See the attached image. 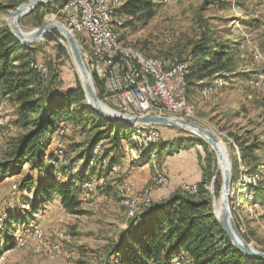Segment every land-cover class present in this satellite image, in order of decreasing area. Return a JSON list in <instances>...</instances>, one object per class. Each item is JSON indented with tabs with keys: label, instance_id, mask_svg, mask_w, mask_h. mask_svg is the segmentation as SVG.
Returning <instances> with one entry per match:
<instances>
[{
	"label": "rangeland",
	"instance_id": "374dc122",
	"mask_svg": "<svg viewBox=\"0 0 264 264\" xmlns=\"http://www.w3.org/2000/svg\"><path fill=\"white\" fill-rule=\"evenodd\" d=\"M29 1L31 0L21 3L17 0H0L3 6L0 9V29L7 27L10 30L8 15ZM58 1L55 9L51 8L50 12L41 13L39 16L34 17L30 11L18 19V25L25 34L49 21L58 26L63 25L73 32L81 51L82 47L86 48L89 44L85 33L68 26L66 14L62 12V4ZM110 1L115 9L120 5L121 0ZM154 2L157 3L156 15L145 27L133 23L123 29L122 24L128 22V18L123 16L116 18L120 25H115V30L125 46L139 51L146 58H176L182 61L189 55L193 44L199 40L202 31L200 27H203L217 42L232 44L235 66L243 75L251 72L256 74V80H260L255 83L253 82L255 80L248 82L242 80L238 83L224 84L218 89L215 88L219 82H215L213 89H189L188 95L185 93V100L187 99L186 103L193 110V115L190 118H183L174 113L168 116L185 119L217 138L220 152L231 176L227 199L234 226L248 246L264 253V208L247 206L243 203V198L238 196L234 198L231 206L229 203L234 191L247 194L246 186L254 182L253 178L249 180L252 174H249L241 163L237 167L235 165V158L240 156V152L238 144L234 143V138H239L246 144H256L257 149L253 154L258 161L254 163V168L264 175V0H174L170 3L154 0ZM55 32L58 35H53L52 40L45 38L46 33L32 45H35L37 50L35 59L46 65L55 64V72L51 68V74L54 72L56 76L53 89L54 92H62L73 87L76 78L80 82V78L67 41L58 31ZM56 42L66 49L68 55V57L61 55L60 61L55 57ZM88 73L98 100L105 105H102L104 108L109 106L99 97L93 76L89 71ZM85 105L88 106L86 97ZM0 108L4 111L0 122L7 120L10 125V128L0 126V162H2L8 159L16 139L25 131L15 124L13 108L1 96ZM63 124L65 136H62V141H56L58 144L52 145V149L56 152L61 151L58 157L59 168L71 176H78L85 160L82 156L86 153L93 132L88 128L82 129L69 123ZM137 128H144L143 131L154 129L161 141L177 136L199 137L207 143L208 150L212 151L214 175L211 176L208 171H203L206 153L202 147L198 149L189 147L168 158L164 153L159 157L153 155L150 163L145 164L144 167L130 169V158L134 151L125 141L123 150L117 151L121 161L117 167H114L115 171H110L109 177L103 178V182L97 185L105 184L103 189L95 190L90 194L89 199L84 198L85 192L83 193L80 213H67L58 198L45 203L33 217L29 218L28 225L15 227V238H21L24 244L18 246L16 240V246L2 254L0 264L110 262L108 258L111 250L125 234L131 219L143 213L146 208L145 203H150L157 196L164 199L171 191L180 189V186L185 191L182 187L184 184H198L202 180L206 182V199L209 201L211 212L216 220L217 218L221 220L224 215L222 194L224 177L217 155L208 142L188 129L159 125H144ZM135 134L131 136L133 142L138 145L149 144V139L143 136L135 137L137 136ZM105 151H110V156L116 155V150L110 145H105ZM93 167L91 166L90 170ZM236 168H238V176ZM23 170L22 175L15 177L16 182H13L12 186L10 183L6 185L0 183V227L4 215L8 216L10 212L24 217L29 215L30 204L24 203L19 193H14L12 190H16L14 186H17L25 173L34 179L38 175L29 171L28 164L24 165ZM97 171L98 168L94 170ZM233 176L237 178V183L236 180L234 181V188ZM159 178L168 179L166 190L161 188ZM122 186H127L126 190H121ZM124 196L131 200L133 207L124 203L126 200ZM247 198L251 199L252 195L247 194ZM36 232L42 236L39 244L36 243L33 234Z\"/></svg>",
	"mask_w": 264,
	"mask_h": 264
},
{
	"label": "trees",
	"instance_id": "16d2710c",
	"mask_svg": "<svg viewBox=\"0 0 264 264\" xmlns=\"http://www.w3.org/2000/svg\"><path fill=\"white\" fill-rule=\"evenodd\" d=\"M26 1L17 0L21 3ZM58 2L64 3L63 0ZM55 5L57 1L37 6L30 14L39 16L50 12L51 8L55 9ZM156 9L154 0H121L114 13L116 17L128 18V22L122 24L124 29L133 23L145 27L155 17ZM200 29L199 40L193 44L187 58L182 60L187 64V95L189 89H213L215 82H219L215 88L218 89L224 84L242 80H255L254 83L260 81L256 80V74L248 72L243 75L237 69L233 60L234 47L230 42H217L206 28ZM55 34L58 35L52 31L45 38L52 40ZM36 52L35 45H22L9 28L0 29V96L10 103L15 124L25 131L16 139L8 159L0 162V182L22 175L25 164L29 165V171L38 175L34 179L25 173L14 186L16 190L11 188L14 193H19L24 203L30 204L29 217L14 212L4 215L0 227V257L6 250L16 246L15 227L28 225L29 218L52 199L58 198L67 213H80L84 193L82 186L94 179L109 177L111 169L121 161L117 151L123 150L125 141L134 151L130 158V169L144 167L150 163L153 155L159 157L164 153L168 158L189 147H202L206 153L203 171L214 175L212 151L208 150L207 143L202 139L192 135L177 136L164 141L149 139L151 142L146 145L136 144L131 140L132 134L139 135L134 127L105 120L85 105V94L77 78L73 87L54 92L55 64L46 65L49 75L45 79V76L30 67L31 62H38L35 59ZM55 53L58 61L63 54L68 57L66 49L58 42L55 43ZM51 68L54 70L52 74ZM95 87L98 90L97 82ZM63 123L88 128L93 132L86 153L82 156L85 160L78 176H71L59 168L61 151L52 149V145L62 141L65 134ZM138 129L142 133L151 131ZM234 143L238 144L240 152V156L235 158L236 167L241 163L253 176H249V180L253 178L256 183L245 188L247 194L252 195L251 199L244 192L234 191L229 200L230 206L238 196L243 198L247 206L264 208V175L254 168V163L258 161L253 154L257 146L255 143L246 144L239 138H234ZM97 145L100 146V153L95 155L93 151ZM105 145L113 147L116 155L110 156V151L104 152ZM91 166L94 167L90 170ZM97 168L98 171L94 172ZM236 170L238 176V168ZM236 179L233 176V188ZM97 185L94 192L105 186ZM196 185L195 194L186 193L180 186V189L171 191L164 199L148 202L143 213L131 219L125 234L111 250L108 258L110 262L105 264H264V259L247 257L232 244L211 212L206 199V182L202 180Z\"/></svg>",
	"mask_w": 264,
	"mask_h": 264
},
{
	"label": "bare ground",
	"instance_id": "6f19581e",
	"mask_svg": "<svg viewBox=\"0 0 264 264\" xmlns=\"http://www.w3.org/2000/svg\"><path fill=\"white\" fill-rule=\"evenodd\" d=\"M63 1H64V3H62L63 10H65L66 8H70L71 0H63ZM87 1L89 2L90 8L101 9L98 11V21H100V25L104 31L102 32V39L92 40L90 34H88L87 29H85L84 27H80L75 19L70 17L66 12L65 14H66V20L68 26L71 29H76V30H80L81 32H84L89 42L88 46L86 48L82 47L81 50L83 52L82 53L83 57L88 58V66H91L92 68H102V66H104V63L111 62L110 54H112L113 58H124L127 62L130 63L132 68L135 69H142V66H150L151 68H161V67L167 68V76H170L171 78H179V81H181V83H177L178 93L169 92L170 101L152 99L149 102V107L143 108L142 99H135V102H132V116L157 115V116L173 117L168 115L174 113L183 118H190L193 115V110L186 103L187 99L185 100V93H186L185 74H186L187 64H185L180 60H177L176 58L175 59L146 58L141 53H139V51L125 46L123 42L119 40L118 34L115 30V25L117 26L120 24L117 22L116 19L117 17L114 13L113 3L110 0H87ZM164 1L170 3L173 2L174 0H164ZM79 22H86V14H79ZM48 23L55 24L54 22L51 21H49ZM101 51H104L107 54H102ZM179 64L181 65L180 69H179ZM30 67L38 71L42 76H44L43 68H38V62H31ZM77 71L79 72V70ZM79 75H81L80 72ZM85 82L90 84L89 74H87V77H85ZM146 90H153V83H146ZM180 95H183V98H180ZM173 101H179V107H176V102ZM102 105L105 106L104 104L100 103L101 108L110 111V109L107 106L106 109V107L104 108ZM3 115H4V111L0 108V118ZM137 127L138 126L134 128L136 129V132L139 135L137 136L134 135L135 137L143 136L150 140L156 137V132L154 130H151L147 133L144 132L142 133ZM62 133L63 132L61 131L60 135H62ZM196 133L198 135H203L204 137L207 138V135L203 134L202 132L196 131ZM152 141H156V140H152ZM218 143L214 147V152L216 153L217 159L221 166L223 177H228L230 176V171L228 170L227 163L225 162L220 152ZM99 151H100V146L97 145L94 148L93 154L96 155ZM112 170L115 171V168L113 167L111 171ZM103 180L104 179L101 178V179H97V181L94 180L93 181L94 183L89 182L83 185L82 190L83 192H85L84 198L89 199L90 194L94 192V184H101ZM158 181L161 184H165L166 180L164 178H159ZM126 188L127 186H122L120 189L126 190ZM189 193L195 194L196 189L190 190ZM125 196L127 197V195ZM126 197L124 198L126 199L124 203L130 207H133V205L131 204L132 203L131 200ZM147 204L148 202L145 203V205ZM223 205H224V215L221 221L225 220L231 229L233 220L231 215H229L227 208L224 204V194H223ZM41 237L42 236L39 232L35 234V240L37 244L41 242L42 239ZM16 240L18 246H22L24 244V241L21 238H16Z\"/></svg>",
	"mask_w": 264,
	"mask_h": 264
},
{
	"label": "built area",
	"instance_id": "2783aa9c",
	"mask_svg": "<svg viewBox=\"0 0 264 264\" xmlns=\"http://www.w3.org/2000/svg\"><path fill=\"white\" fill-rule=\"evenodd\" d=\"M99 10L101 9L90 8L87 0H71L70 8H66L62 12H66L75 19L80 27L87 29L91 39L96 40L102 39V32H104L100 21H98ZM79 14H86V22H79ZM101 52L107 54L104 51ZM110 55L111 62L104 63L102 68L88 66V58L83 57L87 70L98 84L99 97L109 105L107 107L110 110L132 116V102H135V99H142V107L147 108L152 99L170 101L169 92L178 93L177 83H181V81L179 78L167 76V68L142 66V69H135L124 58H113V55ZM38 68H43L45 79H47L49 70L46 64L38 61ZM146 83H153V90H146ZM180 98H183V95H180ZM173 102H176V107H179V101ZM157 139L160 138L156 131V137L152 140ZM167 187L168 179L166 178L165 184H162L161 188L166 190ZM182 187L189 194L190 190L195 189L196 184H184Z\"/></svg>",
	"mask_w": 264,
	"mask_h": 264
},
{
	"label": "water",
	"instance_id": "95a60500",
	"mask_svg": "<svg viewBox=\"0 0 264 264\" xmlns=\"http://www.w3.org/2000/svg\"><path fill=\"white\" fill-rule=\"evenodd\" d=\"M57 0H31L20 7L16 8L14 11L10 12L8 15V22L10 27V32L18 39V41L22 45H32L34 42L39 40L44 34L51 32V31H58L60 35L65 38L67 41L71 56L73 58V61L75 63L76 69L79 70L80 74V82L81 87L84 91L85 97L87 99V105L88 108H90L93 112H95L98 116L104 118L105 120L118 123L121 125H125L127 127L133 128L136 126H170V127H176L181 129H188L192 133L202 132L203 134L207 135V138L203 135H198L208 144L211 146V148L214 150L215 145L218 143L217 138L205 131L200 129L199 127L193 125L189 121L177 117H167V116H157V115H145V116H128L119 114L117 112H114L112 110L107 111L100 106V101L97 98L96 90L92 84L91 77L90 78V84L85 82V77H87L88 71L86 69L82 53L80 51V48L77 44V41L73 35V33L65 28L63 25H57V24H50V23H43V25L32 32L25 34L21 31L19 25H18V19L30 11H32L35 7L41 6L42 4L48 3V2H54ZM78 72V71H77ZM78 72V74H79ZM196 130V131H195ZM197 135V133H196ZM216 175L214 176L215 179ZM223 189L222 192L224 194V204L227 208V211L230 214L229 205H228V195L230 192V184H231V176L224 177L223 181ZM218 222L220 223L223 230L227 233L228 237L230 238L232 244L245 256L250 258H257V259H264V253L256 251L252 249L250 246H248L242 239V237L237 232L234 223H232L231 229L228 226L227 222L225 220H219L217 218ZM233 222V221H232ZM235 233V234H234Z\"/></svg>",
	"mask_w": 264,
	"mask_h": 264
},
{
	"label": "crops",
	"instance_id": "0c3cea01",
	"mask_svg": "<svg viewBox=\"0 0 264 264\" xmlns=\"http://www.w3.org/2000/svg\"><path fill=\"white\" fill-rule=\"evenodd\" d=\"M14 117H15V115H14ZM0 126H1V128H10V125H9L7 120L0 122ZM14 179H15V177L7 178L5 181L0 182V183H1V185H6L8 183L16 182V181H14ZM161 199H162L161 196H157V198H155L154 200H161Z\"/></svg>",
	"mask_w": 264,
	"mask_h": 264
}]
</instances>
